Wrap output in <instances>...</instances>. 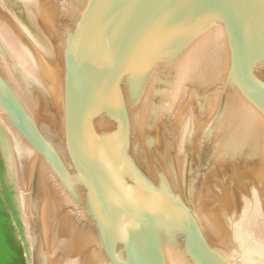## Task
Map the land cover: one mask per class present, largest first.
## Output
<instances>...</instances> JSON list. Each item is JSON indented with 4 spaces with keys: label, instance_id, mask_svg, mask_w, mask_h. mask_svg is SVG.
Here are the masks:
<instances>
[{
    "label": "water",
    "instance_id": "water-1",
    "mask_svg": "<svg viewBox=\"0 0 264 264\" xmlns=\"http://www.w3.org/2000/svg\"><path fill=\"white\" fill-rule=\"evenodd\" d=\"M0 158L27 264H264V0H0Z\"/></svg>",
    "mask_w": 264,
    "mask_h": 264
},
{
    "label": "trees",
    "instance_id": "trees-1",
    "mask_svg": "<svg viewBox=\"0 0 264 264\" xmlns=\"http://www.w3.org/2000/svg\"><path fill=\"white\" fill-rule=\"evenodd\" d=\"M23 227L0 158V264H27Z\"/></svg>",
    "mask_w": 264,
    "mask_h": 264
}]
</instances>
